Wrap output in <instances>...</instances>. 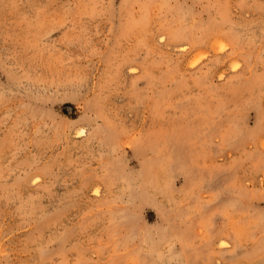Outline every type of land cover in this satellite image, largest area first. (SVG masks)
I'll list each match as a JSON object with an SVG mask.
<instances>
[{"label": "rangeland", "instance_id": "obj_1", "mask_svg": "<svg viewBox=\"0 0 264 264\" xmlns=\"http://www.w3.org/2000/svg\"><path fill=\"white\" fill-rule=\"evenodd\" d=\"M0 264H264V0H0Z\"/></svg>", "mask_w": 264, "mask_h": 264}]
</instances>
